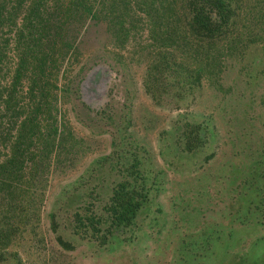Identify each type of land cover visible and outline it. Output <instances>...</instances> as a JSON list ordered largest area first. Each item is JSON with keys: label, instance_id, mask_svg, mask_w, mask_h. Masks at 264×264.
Wrapping results in <instances>:
<instances>
[{"label": "trees", "instance_id": "trees-1", "mask_svg": "<svg viewBox=\"0 0 264 264\" xmlns=\"http://www.w3.org/2000/svg\"><path fill=\"white\" fill-rule=\"evenodd\" d=\"M145 17L150 46L155 47L143 78L146 91L159 103L171 96L180 108L189 106L204 85L211 86L218 98L212 112L220 113L228 124L229 168L227 157L216 162L221 134L212 112L172 128L180 153H195L211 142L204 159L214 160L209 167L220 181L215 183L217 192L224 191L222 177L234 179L233 188L253 180L249 186L255 192L264 188L256 183L258 178L264 181V169L259 173L256 165L244 162H258L257 149L243 148L247 157L240 163L233 152L247 128L251 146L259 143L260 137H254L259 133L258 116L264 115V92L257 87L264 77V56L261 59L251 49L264 38L256 30L253 4L240 0H0V142L10 146L0 161V264H52L41 227L43 206L49 173L64 159L71 160L84 142L63 108L64 102L80 93L86 66L81 58L84 33L102 26L110 41L124 46L145 27ZM99 114L114 120V114L106 110H98ZM113 144H118L116 138ZM134 150L127 157L121 153L125 158L115 163L112 154L96 158L74 182L76 192L69 190L65 195L66 223L79 238L104 247L135 224L151 197L149 182L154 175ZM220 150L227 155V148ZM107 161L121 173L98 211L99 184L89 180L98 177V168ZM236 164L239 168L232 167ZM49 218L58 243L75 249L77 243L60 230V211L52 209Z\"/></svg>", "mask_w": 264, "mask_h": 264}, {"label": "rangeland", "instance_id": "rangeland-1", "mask_svg": "<svg viewBox=\"0 0 264 264\" xmlns=\"http://www.w3.org/2000/svg\"><path fill=\"white\" fill-rule=\"evenodd\" d=\"M240 2L254 5L256 30L264 38V0ZM143 21L145 27L138 35H132L124 46L110 41L102 26L90 27L84 33L81 58L86 66L81 75L80 93L63 103L66 119L84 142L71 160L64 159L60 167L49 173L43 206L41 227L46 234L51 262L264 264V188L255 192L249 186L255 183L254 180L233 188L235 180L222 177L224 191L217 192L215 183L218 185L220 181L209 167L214 160L206 162L204 159L205 154L211 151V142L195 153H180L172 128L185 119L207 116L218 98L213 93V87L204 85L187 107H175L177 101H172L168 95L161 103L153 99L145 89L143 78L147 59L155 47L150 46L147 18ZM251 49L262 59L264 40L257 41ZM8 53L10 57L12 50ZM259 83L258 91L264 92V77ZM259 101L257 96L256 102ZM98 110L114 114V120L104 114L98 115ZM213 114L221 134L216 147L220 151L216 162L227 157L229 168L232 156L229 154L230 142H227L228 124L223 122L220 113L216 111ZM258 123L259 133L256 132L254 139L260 137L259 143L251 146L247 128L238 139V150L233 152H236L240 163L247 157L242 152L243 148L257 149L254 150V157H258L259 161L254 164V160L247 159L244 162L250 167L256 165L260 173L264 169L263 114L258 116ZM114 138L118 141L117 145L113 144ZM132 147L143 157L144 167L150 168L154 175L149 182L153 186L150 199L141 207L135 224L125 227L108 246L79 238L66 223L65 195H69L70 191L76 192L74 182L81 174H86L96 158L112 154L115 163L125 158L121 153L124 152L127 157ZM222 148H227V155L222 153ZM237 160L232 161L235 163ZM110 164L109 161L102 164L97 171L98 177L89 180L99 184L97 189L100 194L95 199L98 211H102V205L121 173L119 169L110 168ZM256 183L260 185L264 181L258 178ZM66 188L68 191L65 192ZM54 208L60 211L62 217L61 232L77 243L75 249H65L58 243L49 218V212Z\"/></svg>", "mask_w": 264, "mask_h": 264}, {"label": "built area", "instance_id": "built-area-1", "mask_svg": "<svg viewBox=\"0 0 264 264\" xmlns=\"http://www.w3.org/2000/svg\"><path fill=\"white\" fill-rule=\"evenodd\" d=\"M0 148H1V151L3 152L2 155L0 156V161H1V159L3 157H5V153L9 151L8 148H10V146H9V144L6 145V144L0 142Z\"/></svg>", "mask_w": 264, "mask_h": 264}]
</instances>
